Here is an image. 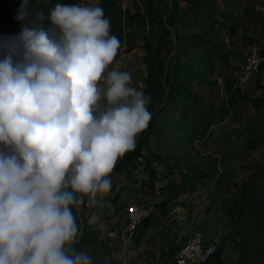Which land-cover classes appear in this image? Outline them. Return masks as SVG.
Wrapping results in <instances>:
<instances>
[{"label": "clouds", "instance_id": "1", "mask_svg": "<svg viewBox=\"0 0 264 264\" xmlns=\"http://www.w3.org/2000/svg\"><path fill=\"white\" fill-rule=\"evenodd\" d=\"M31 5L20 0L19 31L0 36V264H93L73 247V205L109 191L151 98L129 71L105 72L120 41L102 7Z\"/></svg>", "mask_w": 264, "mask_h": 264}, {"label": "crops", "instance_id": "2", "mask_svg": "<svg viewBox=\"0 0 264 264\" xmlns=\"http://www.w3.org/2000/svg\"><path fill=\"white\" fill-rule=\"evenodd\" d=\"M159 1L161 3L163 0ZM198 1L204 3L205 10H198L197 14L195 12L182 18L185 9L189 7L188 2L169 0L171 10L169 18H173L175 22L173 25L168 23V28L162 30L168 35L170 33L173 35L178 24V29L183 32L181 40L193 44L192 52L186 60L193 55L199 56L205 52L201 45L191 41L194 35L202 33L206 41L210 43L211 50L225 59L224 62L217 61L222 64L219 68L222 76L218 79L219 88L222 90L219 93L221 94L219 105L208 98L213 94L214 84L211 80L213 71L207 79L211 81L212 88L191 86L192 89L200 91L199 93L216 107L227 106L224 86L225 82L231 79H234L241 95H246L250 99L262 97L264 93L258 94L261 92L258 83L241 78L240 75L243 58L248 50L251 47H256L260 51L264 50V0ZM92 3L99 5L100 0L87 1V4ZM173 4L175 7H172ZM159 7L160 5L157 4V7L153 8L156 11L154 16L146 21L154 27L166 22L165 18L158 16L159 13L154 20ZM148 8L151 9L150 6ZM173 9L176 11L175 14ZM153 39L151 38L150 41ZM137 50V46H134L129 51H119L105 72L112 67L129 71L134 83L143 85L145 94L151 98L148 108L154 117L148 146L151 151L166 158L162 162L151 161V166L155 169L154 190L147 192L146 171L143 170L142 163L136 162V167L128 173L112 170L109 174L111 179L109 191L103 195L98 194L94 203L89 202L87 195L75 203L72 211L79 226V232L73 247L88 252L94 258L93 264H101L104 260H107L109 264H150L156 261L169 263L175 250L190 237L193 231L198 230L203 234L206 243L213 236L219 237L225 264H234L236 255L231 241L227 238L229 218L224 211L236 195L233 185L239 180H222L223 167H220V161H215L213 166L209 167L181 166L174 161L172 151L184 146H174L164 139L162 121L165 110L161 109L169 89L172 68L169 69L167 83L159 88L158 81L161 78L157 79L159 71L154 68L153 63L150 68L145 60L147 57L145 59L139 57L141 55L135 53ZM260 76L264 81V70ZM249 98L244 100L250 102ZM227 117L218 124H211L204 134V139L199 142L206 141L211 128L222 124ZM246 136L242 135L237 149L239 154ZM191 169H196L202 174L209 169L216 173L210 178H199L198 173L189 172ZM167 186L173 187L176 194L168 195L164 190ZM162 201H168L163 205V209L157 206ZM132 203L152 204L153 211L150 218L137 228L133 237L128 242L122 243L118 239V233L125 223V209Z\"/></svg>", "mask_w": 264, "mask_h": 264}, {"label": "trees", "instance_id": "3", "mask_svg": "<svg viewBox=\"0 0 264 264\" xmlns=\"http://www.w3.org/2000/svg\"><path fill=\"white\" fill-rule=\"evenodd\" d=\"M186 1L189 7L185 9L182 18L195 12L197 14L198 10H205L202 1ZM56 3L71 4L72 0H32L31 7L36 9V6L40 4L37 9H43L47 16L48 11ZM19 4L20 0H0V24L13 19ZM116 5L111 0H100V7L104 9V15L113 12V7ZM172 7L175 5L173 4ZM44 23L47 25V19ZM203 35L204 33L194 35L191 41L201 45L205 52L199 56L193 55L185 61L177 60L173 63L169 89L163 99L161 109L165 110V117L162 121L165 132L164 139L174 146H189L195 141H202L207 128L211 124L222 122L229 114L227 106L216 107L199 93L200 91L191 87L212 88L211 81L207 80L211 75L209 70L214 61H225L211 50L210 43L206 41ZM133 47L130 46L126 51ZM143 47L149 48V45L145 44ZM209 56L212 59H208ZM263 70L264 67L261 68V71ZM224 97L227 105L245 99L236 87L234 79L225 82ZM250 101L254 107L262 106L264 105V95L251 98ZM153 121L154 117L151 118L147 127L139 133L135 149L119 157L113 168L115 172L128 173L136 167V162L142 163L143 170L147 174V192L154 190L155 169L151 166V161L162 162L166 158L154 153L148 146ZM255 151H261L258 158L252 155ZM240 158L244 174L238 182L234 183L233 188L236 195L233 197L230 206L224 211L229 218L227 238L231 241L232 249L236 255L234 264H264V122L257 129H248L241 147ZM191 171L198 173L199 178H210L216 173L210 169L203 174L196 169H191L189 172ZM221 176L224 181L234 179L230 172H222ZM190 182H192V178H190ZM164 190L168 195L176 194L173 187L167 186ZM167 202L162 201L157 206L163 209V205ZM164 263L175 264L173 257L169 263ZM201 264H225L222 248L219 247Z\"/></svg>", "mask_w": 264, "mask_h": 264}, {"label": "rangeland", "instance_id": "4", "mask_svg": "<svg viewBox=\"0 0 264 264\" xmlns=\"http://www.w3.org/2000/svg\"><path fill=\"white\" fill-rule=\"evenodd\" d=\"M87 1L72 0V3L87 4ZM111 1L117 5L113 7V12H109L105 16L110 21V34H115L119 38L120 46L117 51L126 52L130 46H137L138 50L135 53L141 55L139 57L143 59L147 57L145 60H147L150 68L153 63L154 68L159 71L157 72V79L159 80V77H161L158 81L159 88L163 87L167 83V75L173 63L176 60L185 61L192 52L191 49H193V44L191 45L189 42L181 40L183 32L178 29L177 23V30L173 35L171 33L168 35V33L162 31L164 28H168V23H172L171 25H173L175 22L173 18H169L171 14L169 0H163L162 4L159 0ZM157 4L160 7L154 20L157 19L156 16L159 13L158 16L165 18L166 22L154 27L146 21L154 16L156 11L153 8L157 7ZM39 5L36 7L39 8ZM20 23V21L14 19L1 23L0 36L15 34L19 31ZM171 25H169L170 28ZM142 38L145 40H142ZM151 38H154L153 41H150ZM145 44H148L149 48H144ZM221 66V63L214 61L212 68H210V71H213L211 75V80L214 84L213 94L210 97V95L208 96L204 92L210 100L218 105L221 103L219 99L221 94L219 93L222 91L218 85V79L222 76V73L219 72ZM240 77H243L242 71ZM260 77L258 75L249 80L258 83L261 87V92L258 94L262 95L264 93V81ZM149 81L151 83V80ZM159 91L163 92L160 89ZM243 96L245 99L249 98L246 95ZM227 106L229 116L222 124L213 125L214 127L211 128V133L206 141L195 142L190 146L176 148L172 151L175 162L181 166L195 165L198 167H209L213 166L215 161H220L219 165L221 168L223 167V173L230 172L236 181L242 178L244 171L242 170L241 158L237 149L241 143L242 135L245 134L246 136L248 129H257L264 122V106L254 107L251 101L249 102L244 99ZM252 155L258 158L261 155V151H255ZM230 188L232 189V186ZM225 260L227 261V259Z\"/></svg>", "mask_w": 264, "mask_h": 264}, {"label": "built area", "instance_id": "5", "mask_svg": "<svg viewBox=\"0 0 264 264\" xmlns=\"http://www.w3.org/2000/svg\"><path fill=\"white\" fill-rule=\"evenodd\" d=\"M264 63V50L260 51L256 47H251L243 58L242 76L245 79H252L262 74L261 64ZM153 211L152 204L139 205L136 203L129 204L125 209V223L118 233V239L124 243L128 242L136 232L137 228L148 218ZM219 247L221 240L213 236L206 243L203 234L196 230L190 237L179 246L173 255L175 264H188L195 258L199 264L204 263ZM150 264H166L164 262H153Z\"/></svg>", "mask_w": 264, "mask_h": 264}, {"label": "water", "instance_id": "6", "mask_svg": "<svg viewBox=\"0 0 264 264\" xmlns=\"http://www.w3.org/2000/svg\"><path fill=\"white\" fill-rule=\"evenodd\" d=\"M261 66H264V63L261 64ZM188 264H199V260L197 258H195L194 260H192L191 262H189Z\"/></svg>", "mask_w": 264, "mask_h": 264}]
</instances>
